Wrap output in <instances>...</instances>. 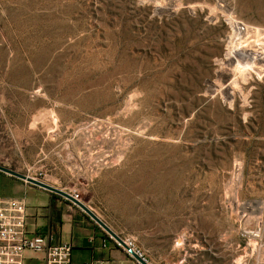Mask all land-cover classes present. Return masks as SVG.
I'll return each mask as SVG.
<instances>
[{"label": "rangeland", "instance_id": "obj_1", "mask_svg": "<svg viewBox=\"0 0 264 264\" xmlns=\"http://www.w3.org/2000/svg\"><path fill=\"white\" fill-rule=\"evenodd\" d=\"M0 164L149 264H264V0H0Z\"/></svg>", "mask_w": 264, "mask_h": 264}, {"label": "crops", "instance_id": "obj_2", "mask_svg": "<svg viewBox=\"0 0 264 264\" xmlns=\"http://www.w3.org/2000/svg\"><path fill=\"white\" fill-rule=\"evenodd\" d=\"M8 199L25 203L28 235L52 233L56 242L72 244L71 264H96L98 261L102 264H140L63 196L0 171V200ZM22 258L24 264H45L41 253L27 250L22 253Z\"/></svg>", "mask_w": 264, "mask_h": 264}, {"label": "built area", "instance_id": "obj_3", "mask_svg": "<svg viewBox=\"0 0 264 264\" xmlns=\"http://www.w3.org/2000/svg\"><path fill=\"white\" fill-rule=\"evenodd\" d=\"M27 175L43 181L40 177V173ZM67 192L75 200L80 201L77 190L72 189ZM25 219L26 205L22 200H0V264H24L22 253L27 250L43 254L45 264H71L70 255L72 244L70 242L58 243L54 240L52 233L36 234L33 236L28 235L25 231ZM107 235L115 245L122 247L115 238L109 234ZM122 240L130 249L127 250L122 247L127 255L131 256V251H134L147 261L132 241L127 239ZM96 264H102V262L98 261Z\"/></svg>", "mask_w": 264, "mask_h": 264}, {"label": "water", "instance_id": "obj_4", "mask_svg": "<svg viewBox=\"0 0 264 264\" xmlns=\"http://www.w3.org/2000/svg\"><path fill=\"white\" fill-rule=\"evenodd\" d=\"M0 171L21 179L27 183L38 186L44 190L56 193L63 196L65 199L72 202L78 208H80L91 220H93L103 231L115 238L121 245L127 250H130L124 243V241L108 226L106 225L86 204L81 201L75 200L67 191L59 189L46 182L34 179L27 174L17 172L9 167L0 164ZM131 256L136 259L140 264H149L143 257L137 255L134 251H131Z\"/></svg>", "mask_w": 264, "mask_h": 264}, {"label": "trees", "instance_id": "obj_5", "mask_svg": "<svg viewBox=\"0 0 264 264\" xmlns=\"http://www.w3.org/2000/svg\"><path fill=\"white\" fill-rule=\"evenodd\" d=\"M97 226V225H96ZM98 227V226H97Z\"/></svg>", "mask_w": 264, "mask_h": 264}]
</instances>
